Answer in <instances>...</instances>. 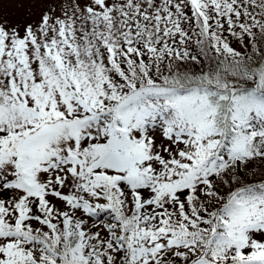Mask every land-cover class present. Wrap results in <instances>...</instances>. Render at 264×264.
<instances>
[{
    "label": "snow or ice",
    "instance_id": "1",
    "mask_svg": "<svg viewBox=\"0 0 264 264\" xmlns=\"http://www.w3.org/2000/svg\"><path fill=\"white\" fill-rule=\"evenodd\" d=\"M0 264H264V0H0Z\"/></svg>",
    "mask_w": 264,
    "mask_h": 264
}]
</instances>
